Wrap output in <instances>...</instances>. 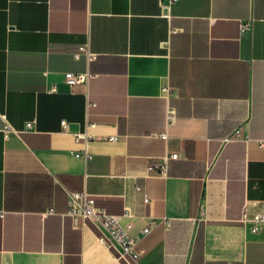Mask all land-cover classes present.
Segmentation results:
<instances>
[{
  "label": "crops",
  "instance_id": "1",
  "mask_svg": "<svg viewBox=\"0 0 264 264\" xmlns=\"http://www.w3.org/2000/svg\"><path fill=\"white\" fill-rule=\"evenodd\" d=\"M83 191L133 212L138 264H264L239 224L264 213V0H0V264H125L67 215Z\"/></svg>",
  "mask_w": 264,
  "mask_h": 264
},
{
  "label": "built area",
  "instance_id": "2",
  "mask_svg": "<svg viewBox=\"0 0 264 264\" xmlns=\"http://www.w3.org/2000/svg\"><path fill=\"white\" fill-rule=\"evenodd\" d=\"M178 0H159L160 8L162 11H167L168 8L176 4ZM249 27L248 23H241L240 30L244 31ZM82 55H84L87 62H93L97 59V55L90 52L87 45L80 47ZM75 59L79 58V55H74ZM91 75L88 72L85 73H73L66 72L64 74V83L69 88L78 86H85ZM161 93L164 97L172 95L173 91L170 88H162ZM176 120V114L173 108H168L165 113L166 127L174 125ZM33 122H28L25 125V129H31ZM63 130H66L67 123L61 122ZM10 126L6 124L4 128V134L9 132ZM236 138L241 137L239 132H235ZM161 140H166L167 134L164 132L158 136ZM91 137L86 134H78L75 136V141H88ZM231 138L225 139L229 141ZM108 141H116L115 137L108 138ZM75 157L83 158L84 160H90L91 156L86 153L76 154ZM179 158V154L171 153L163 156L162 158L152 159L147 165L146 170L148 172H154L159 176H165L167 172V164L171 161H176ZM140 188L136 187V191ZM148 199L143 200L144 204L148 203ZM67 215L73 222L77 220H84L99 232L100 236L98 240L110 249H113L117 253V260L124 262L125 264H138L139 259L143 256L144 250L138 247L139 237H133L131 231L136 218L133 212L129 209H125L121 215H113L106 212L102 207L95 204V200L92 196L86 192H75L70 194L68 198V210ZM155 222H151L147 228H144L141 232V236L148 234ZM239 224L248 228L250 233L258 232L264 227V213L255 214L252 217H247L244 213L239 219Z\"/></svg>",
  "mask_w": 264,
  "mask_h": 264
}]
</instances>
